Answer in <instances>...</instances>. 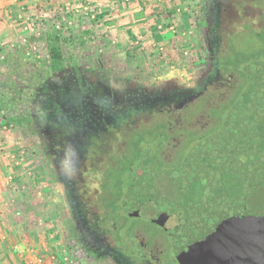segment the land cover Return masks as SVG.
<instances>
[{
    "label": "flooded vegetation",
    "instance_id": "obj_1",
    "mask_svg": "<svg viewBox=\"0 0 264 264\" xmlns=\"http://www.w3.org/2000/svg\"><path fill=\"white\" fill-rule=\"evenodd\" d=\"M254 1L191 0L193 42L174 64L71 39L54 55L41 42L44 53L3 77L5 114L27 141L68 259L180 264V227L167 230L124 204L153 210L161 188L174 199L191 184L190 152L220 131L248 86V67L264 65L234 66L226 54L234 22L264 26Z\"/></svg>",
    "mask_w": 264,
    "mask_h": 264
},
{
    "label": "water",
    "instance_id": "obj_2",
    "mask_svg": "<svg viewBox=\"0 0 264 264\" xmlns=\"http://www.w3.org/2000/svg\"><path fill=\"white\" fill-rule=\"evenodd\" d=\"M247 73L248 87L220 131L185 161L191 184L174 199L161 188L153 210L124 204L167 230L180 227L173 234L180 264H264V65Z\"/></svg>",
    "mask_w": 264,
    "mask_h": 264
},
{
    "label": "crops",
    "instance_id": "obj_3",
    "mask_svg": "<svg viewBox=\"0 0 264 264\" xmlns=\"http://www.w3.org/2000/svg\"><path fill=\"white\" fill-rule=\"evenodd\" d=\"M101 1L104 2L105 8L100 7L101 13H97V16L102 15V19L111 20L110 25L105 24L107 30L115 31L116 38L112 36L111 42L116 41L120 45H125L126 51L131 50L129 52L131 55L135 54L132 52H136L135 55L150 57L154 61L170 62V55L173 53L169 43L173 38L184 47L191 39L189 35L191 34L190 12L193 9L191 0ZM53 2L54 0L52 3L51 0L45 1L41 5L40 0H0V62L5 58L11 62L19 61L25 57V54L30 55L27 52L21 54L20 51L14 50L16 44L24 40L21 38L23 35L18 34L21 31L17 22L18 13L25 16L29 14L26 19L33 24L29 32H34L35 35L38 34L35 31L40 26L41 20L37 21L33 16L39 17L37 14L40 7L48 11L49 5H52L53 10L60 6V2L56 4L57 6ZM98 18L100 17L92 21L96 23ZM161 23L165 28L164 31L157 29ZM176 24L179 25V30L176 29ZM28 26L30 28L29 22ZM175 32L178 35L175 36ZM185 33L186 36L183 37L182 34ZM105 36L108 37V34ZM185 51L186 48L183 52ZM1 128L3 129V125ZM16 146H21L16 139H12L8 134H0V264H28L29 249L50 259V249L55 246H50L53 239L49 234L53 233L58 237L53 226L49 227L53 221L49 209L46 211V208H42L39 212L43 214H36V211H33L36 206L34 201L36 203L38 201L33 197L32 187L39 178L30 179L36 177V168L32 166L31 169L28 151H18V148L15 149ZM41 206L43 207V204ZM53 234L51 236L54 237ZM17 247L22 252H19Z\"/></svg>",
    "mask_w": 264,
    "mask_h": 264
},
{
    "label": "rangeland",
    "instance_id": "obj_4",
    "mask_svg": "<svg viewBox=\"0 0 264 264\" xmlns=\"http://www.w3.org/2000/svg\"><path fill=\"white\" fill-rule=\"evenodd\" d=\"M40 1H41L40 3L41 5H43L45 1L50 2V0H40ZM72 1H75V2H72ZM58 2H60L59 7L56 5ZM51 3H52V0H51ZM53 3L54 5L57 6L54 10L52 9L53 7H51L52 5H49L50 10L48 11L47 9L45 11L44 8L40 7L39 9L40 11H38L39 13L37 14L39 15V17L33 16L37 21L41 20L40 26L35 31L38 34H35V35H34V32H29L30 31L29 29L33 27V24H30V28L28 29L26 28V26L28 25V22L32 23L30 22V20L26 19V16H28L29 14L25 16L22 13H18L17 22L19 23V27L21 28V31L18 32V34H21L20 36L23 35L21 38L24 40L17 43L15 47L16 49L14 50L23 52V54H25L26 52L30 53L31 58H33V55H37L40 52L44 53V49L41 43L42 39H40L42 37L40 36L43 34L42 32L50 31V32H60L68 38L71 37L72 40L75 42L83 39L87 43L90 42L91 44L100 47L106 52H112L114 54L131 55L129 53L131 52V50H129V52L128 50L126 51L125 45H120L119 42L117 43L116 41L113 43L111 42V40H113L112 36L115 37L114 35L115 31L111 32L112 30H107L105 27L106 23L110 25L111 20H109L108 18L102 19L103 18L102 16L98 18V21L95 23V21H91L84 13L79 14L80 13L79 6L82 3V2H79V0H63V1L54 0ZM253 3L256 6H264V1L257 0V1H254ZM69 4L70 6L68 7ZM92 4L93 6L95 5L97 13L100 14L101 12H99V9L100 7L104 5V2L101 0H95L94 2L92 1ZM103 8L105 7L103 6ZM76 9L78 10V13L75 12ZM192 12H194L193 9H192ZM30 15L32 16V14ZM190 15H191V12H190ZM69 20L71 21V25L67 24ZM233 24H234L233 27H235L234 33L231 36L229 35L228 38L226 39V42L228 45L226 54L230 56L229 62L232 63L234 66L241 64V67L246 64L253 63V61H256V60L260 62H264V26H262V28L260 29H251L247 25L246 21L245 23L234 22ZM176 29L179 30V25L177 24H176ZM192 30L193 29H191V31ZM181 32H183V30ZM106 34H108V37L105 36ZM174 35L175 36L178 35L177 32H175ZM174 39L176 40V38H173V41L169 43L170 50H172L171 53H173L172 55H170L171 57L170 60L172 64L176 63L177 59H180L179 57L182 55L185 48L186 50L189 49L193 42V40L189 39L188 37L189 42L185 43L186 47H184V45L183 46L182 44L179 45ZM132 53L136 54V52H132ZM135 56L141 57L147 63H149V61H154L150 57L144 58L143 56H140V55H135ZM25 57H27L26 54H25ZM2 67L3 66L0 64V82L4 80L3 79L4 73L1 70ZM2 92L3 91L0 89V103L3 98ZM206 112H209V110ZM10 123H7L5 125L6 128L2 129L0 127V134H3V135L8 134L9 136L12 137V139H16V141L21 144V146L19 147L16 146L15 148V149L18 148L17 149L18 151L19 150L27 151L28 149L27 141L24 139L23 134L18 129H16L12 124L10 125ZM29 163H30L31 169H33L32 164H31V159H29ZM37 178L38 176L34 178L30 177V179H33V180H36ZM33 185H34L32 187L33 189L32 192L34 193L33 197L35 198V200L38 201V203L34 201V204L36 206L34 207L33 211H36L35 212L36 214H39V213L43 214V212H39V211L42 210V208H46V211H48L47 203L49 202L50 196L47 192L44 191L43 182H41V180H39L38 182H35V184ZM41 204H43V207L41 206ZM52 226H53V229H55V233L58 234L59 232L57 229L58 226H56V224L53 221L49 227H52ZM52 244L55 246V248H58L60 250L62 256L65 255V257H67L65 253H62V250H63L62 242L60 241L58 237H56L55 242L53 241ZM67 263L77 264L75 263V260H70V259L67 260Z\"/></svg>",
    "mask_w": 264,
    "mask_h": 264
},
{
    "label": "built area",
    "instance_id": "obj_5",
    "mask_svg": "<svg viewBox=\"0 0 264 264\" xmlns=\"http://www.w3.org/2000/svg\"><path fill=\"white\" fill-rule=\"evenodd\" d=\"M79 2H82L81 5L79 6V11H80L79 14L84 13L91 21L95 20L97 17V10L95 8V5L93 6V4H92V0H83V1L79 0ZM69 6H70V4L68 5V7ZM75 12L78 13V10L76 9ZM30 24H32V23H30ZM67 24L71 25V21L69 20ZM27 26H26V28L28 29L29 26L28 27ZM157 29L159 31L165 30L162 23H161V25H158ZM182 36L185 37L186 33L182 34ZM3 128H6L5 125H3ZM52 234L53 233H50L49 236H50V238L52 237L51 239H53L52 241H54V240H56V237H55V234H53L54 237L51 236ZM50 246L53 247L54 245L51 243ZM17 250L19 252H22L18 247H17ZM49 253H50V255H49L50 259H46L41 254L36 253L33 249L32 250L29 249L28 250V256H27L28 257L27 263L28 264H68L67 263V260H68L67 257H65V255L62 256L61 252L58 248L53 247V249H50ZM62 253H64L63 250H62Z\"/></svg>",
    "mask_w": 264,
    "mask_h": 264
},
{
    "label": "trees",
    "instance_id": "obj_6",
    "mask_svg": "<svg viewBox=\"0 0 264 264\" xmlns=\"http://www.w3.org/2000/svg\"><path fill=\"white\" fill-rule=\"evenodd\" d=\"M97 17H102V15H98ZM42 42H44L46 48H47V52L49 54H57L60 51V45L61 43H63L64 41L67 40H71V37H66L65 35H63L60 32H50V31H45L42 35ZM23 52H21L22 54ZM18 61V60H17ZM10 61V60H6V58L4 60H2L0 62V64L3 66V70L2 72L4 73V78L5 76L8 74L10 75L11 73V68H13V66H18L20 64H22V61L19 59V61ZM3 78V79H4ZM0 86H2V82H0ZM6 111V106L4 105L3 101L1 100L0 103V127L2 125H6L7 123H10V121L8 120L9 117L6 116L5 114ZM15 121L13 120V123ZM12 124V122H11Z\"/></svg>",
    "mask_w": 264,
    "mask_h": 264
}]
</instances>
